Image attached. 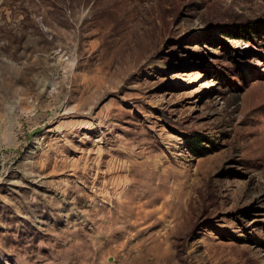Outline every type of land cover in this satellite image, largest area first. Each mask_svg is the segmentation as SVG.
<instances>
[{"label": "rangeland", "instance_id": "rangeland-1", "mask_svg": "<svg viewBox=\"0 0 264 264\" xmlns=\"http://www.w3.org/2000/svg\"><path fill=\"white\" fill-rule=\"evenodd\" d=\"M0 264H264V0H0Z\"/></svg>", "mask_w": 264, "mask_h": 264}]
</instances>
